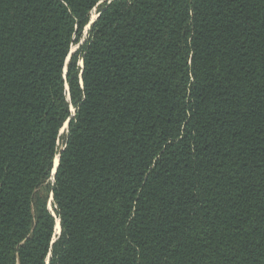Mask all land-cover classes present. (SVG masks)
Instances as JSON below:
<instances>
[{
    "label": "trees",
    "instance_id": "1",
    "mask_svg": "<svg viewBox=\"0 0 264 264\" xmlns=\"http://www.w3.org/2000/svg\"><path fill=\"white\" fill-rule=\"evenodd\" d=\"M94 7L0 0V264H264V0Z\"/></svg>",
    "mask_w": 264,
    "mask_h": 264
},
{
    "label": "snow or ice",
    "instance_id": "2",
    "mask_svg": "<svg viewBox=\"0 0 264 264\" xmlns=\"http://www.w3.org/2000/svg\"><path fill=\"white\" fill-rule=\"evenodd\" d=\"M62 3H71L72 0H61ZM97 3L104 5L102 11H107L108 7H112L115 5L116 0H77L78 7L80 8H86L91 9L93 13L96 15L89 17L87 14L81 17L80 21L78 22L80 26H83L84 24H87L89 27V30L93 27L94 22L96 21L97 17L100 15V12L97 10L94 5ZM133 3V0H129V4ZM77 36H79V31H77ZM73 43H75V38L73 39ZM85 44V40H80L79 43H75V47H72L69 51H66L65 53V59L61 62V70L67 77H72V70L75 67L74 63V57L78 54L79 50L81 49L82 45ZM83 63V61H81ZM59 75V73H58ZM67 109H70L71 112L68 115V120L65 121L64 128L61 129V132H64L65 129L69 127V124L74 121L76 116V109L72 107V105L69 103L66 106ZM57 167H60L59 158L56 160ZM53 171H56V169H53ZM65 226L63 221L56 220L55 221V230H50V240L53 245V249H59L61 248L66 241L65 237ZM31 243V239H27L26 241L22 242V247H27L28 244ZM20 249H18L19 251ZM0 251H3L2 248H0ZM47 251V250H46ZM45 261V264H52L53 260L55 259L54 251L48 252L47 258H43Z\"/></svg>",
    "mask_w": 264,
    "mask_h": 264
},
{
    "label": "water",
    "instance_id": "3",
    "mask_svg": "<svg viewBox=\"0 0 264 264\" xmlns=\"http://www.w3.org/2000/svg\"><path fill=\"white\" fill-rule=\"evenodd\" d=\"M88 29H89V27H88ZM67 89L69 90V87H67ZM57 164H56V162H55V168L54 169H56V171H57ZM56 171H54L53 173L55 174L56 173Z\"/></svg>",
    "mask_w": 264,
    "mask_h": 264
},
{
    "label": "rangeland",
    "instance_id": "4",
    "mask_svg": "<svg viewBox=\"0 0 264 264\" xmlns=\"http://www.w3.org/2000/svg\"><path fill=\"white\" fill-rule=\"evenodd\" d=\"M96 15L95 13L92 12V16ZM87 30H88V27H87ZM66 130V129H65ZM63 133V132H62ZM57 160V159H56ZM56 162V161H55Z\"/></svg>",
    "mask_w": 264,
    "mask_h": 264
}]
</instances>
